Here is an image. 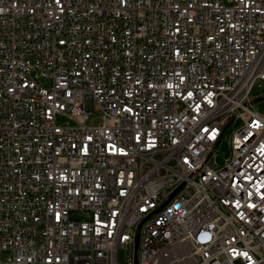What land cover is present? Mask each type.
Here are the masks:
<instances>
[{
    "label": "built area",
    "instance_id": "2783aa9c",
    "mask_svg": "<svg viewBox=\"0 0 264 264\" xmlns=\"http://www.w3.org/2000/svg\"><path fill=\"white\" fill-rule=\"evenodd\" d=\"M263 82L264 0H0V264H264Z\"/></svg>",
    "mask_w": 264,
    "mask_h": 264
},
{
    "label": "bare ground",
    "instance_id": "6f19581e",
    "mask_svg": "<svg viewBox=\"0 0 264 264\" xmlns=\"http://www.w3.org/2000/svg\"><path fill=\"white\" fill-rule=\"evenodd\" d=\"M69 88H76V81H69ZM233 123H224V130H228ZM233 130V128L231 129ZM243 178L248 180H257L263 178V167L259 165H248L243 171ZM133 185H124V195H132ZM249 198L241 199V208H248ZM128 205L119 204L118 215L127 216ZM204 215V207L188 206L186 216H192V220H200ZM142 219H149V210H142ZM192 235L220 237V228L216 224H199L198 227L192 228ZM225 249H235V242H225ZM92 264H101L100 255H93Z\"/></svg>",
    "mask_w": 264,
    "mask_h": 264
},
{
    "label": "rangeland",
    "instance_id": "374dc122",
    "mask_svg": "<svg viewBox=\"0 0 264 264\" xmlns=\"http://www.w3.org/2000/svg\"><path fill=\"white\" fill-rule=\"evenodd\" d=\"M262 95H264V82L261 84V86L255 85L254 88L252 89V96L253 98H259ZM255 107L256 109H258L259 111H263L264 110V100H257L255 102ZM101 115V112L98 110H93L91 113V118L92 119H97L99 118ZM234 126H230L228 128V132L226 133L225 139L223 140V142L218 146L217 148V160L220 164L224 163L225 159L229 156L230 154V130L233 128ZM131 253V249H126V250H122L119 253V258L122 261H126L127 260V256ZM9 255L8 252H4L2 254V256L4 258H6Z\"/></svg>",
    "mask_w": 264,
    "mask_h": 264
}]
</instances>
